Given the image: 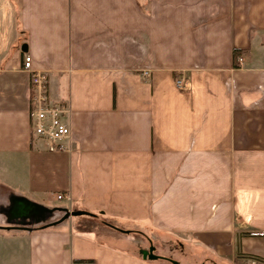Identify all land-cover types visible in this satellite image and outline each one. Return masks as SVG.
<instances>
[{
  "label": "crops",
  "instance_id": "1",
  "mask_svg": "<svg viewBox=\"0 0 264 264\" xmlns=\"http://www.w3.org/2000/svg\"><path fill=\"white\" fill-rule=\"evenodd\" d=\"M24 53L68 107L64 151L30 131ZM250 261L264 0H0V264Z\"/></svg>",
  "mask_w": 264,
  "mask_h": 264
},
{
  "label": "built area",
  "instance_id": "2",
  "mask_svg": "<svg viewBox=\"0 0 264 264\" xmlns=\"http://www.w3.org/2000/svg\"><path fill=\"white\" fill-rule=\"evenodd\" d=\"M241 56L236 61L241 62ZM22 69L28 72L29 81V123L30 131L37 136L46 151L56 152L66 149V140L69 138L70 130L62 120L68 112V107L63 103L51 102L46 94V74L40 69L33 68L30 56L24 53L21 63ZM145 73V72H144ZM176 86L182 85L180 78L175 80ZM61 195H57L59 199ZM249 264H264L260 261H250Z\"/></svg>",
  "mask_w": 264,
  "mask_h": 264
},
{
  "label": "water",
  "instance_id": "3",
  "mask_svg": "<svg viewBox=\"0 0 264 264\" xmlns=\"http://www.w3.org/2000/svg\"><path fill=\"white\" fill-rule=\"evenodd\" d=\"M26 49V45L23 43L21 45V50H25ZM88 213H86L85 211H80V210H75V211H65V213L63 214L62 216V219L64 218H67L69 216H78V215H87ZM151 248L149 249V253H148V257L149 258H152L154 257L152 254H151ZM143 257H145V254H143Z\"/></svg>",
  "mask_w": 264,
  "mask_h": 264
},
{
  "label": "trees",
  "instance_id": "4",
  "mask_svg": "<svg viewBox=\"0 0 264 264\" xmlns=\"http://www.w3.org/2000/svg\"><path fill=\"white\" fill-rule=\"evenodd\" d=\"M102 224L107 226V227H109V228H113V229L119 230V229H117V226H116V224H115V222L113 220H103Z\"/></svg>",
  "mask_w": 264,
  "mask_h": 264
},
{
  "label": "rangeland",
  "instance_id": "5",
  "mask_svg": "<svg viewBox=\"0 0 264 264\" xmlns=\"http://www.w3.org/2000/svg\"><path fill=\"white\" fill-rule=\"evenodd\" d=\"M114 224V223H113ZM81 226V225H80ZM127 229V228H126ZM130 231H128V233H129Z\"/></svg>",
  "mask_w": 264,
  "mask_h": 264
}]
</instances>
